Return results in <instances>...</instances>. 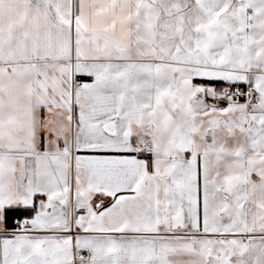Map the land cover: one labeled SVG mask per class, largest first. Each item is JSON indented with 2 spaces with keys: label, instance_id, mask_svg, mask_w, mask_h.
<instances>
[{
  "label": "snow or ice",
  "instance_id": "obj_1",
  "mask_svg": "<svg viewBox=\"0 0 264 264\" xmlns=\"http://www.w3.org/2000/svg\"><path fill=\"white\" fill-rule=\"evenodd\" d=\"M0 264H264V0H0Z\"/></svg>",
  "mask_w": 264,
  "mask_h": 264
}]
</instances>
